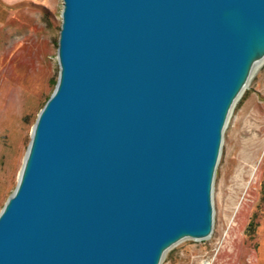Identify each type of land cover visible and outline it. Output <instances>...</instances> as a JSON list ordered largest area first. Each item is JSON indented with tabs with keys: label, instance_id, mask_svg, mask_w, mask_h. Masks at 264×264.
<instances>
[{
	"label": "water",
	"instance_id": "1",
	"mask_svg": "<svg viewBox=\"0 0 264 264\" xmlns=\"http://www.w3.org/2000/svg\"><path fill=\"white\" fill-rule=\"evenodd\" d=\"M61 17L57 84L0 211V264H161L213 233L264 0H63Z\"/></svg>",
	"mask_w": 264,
	"mask_h": 264
},
{
	"label": "rangeland",
	"instance_id": "2",
	"mask_svg": "<svg viewBox=\"0 0 264 264\" xmlns=\"http://www.w3.org/2000/svg\"><path fill=\"white\" fill-rule=\"evenodd\" d=\"M63 0H0V211L59 76ZM214 228L161 264H264V62L233 107L213 184Z\"/></svg>",
	"mask_w": 264,
	"mask_h": 264
},
{
	"label": "bare ground",
	"instance_id": "3",
	"mask_svg": "<svg viewBox=\"0 0 264 264\" xmlns=\"http://www.w3.org/2000/svg\"><path fill=\"white\" fill-rule=\"evenodd\" d=\"M263 62H264V58H263L261 61H259V62L255 65L254 71H255V69H257L259 66H261V64H263Z\"/></svg>",
	"mask_w": 264,
	"mask_h": 264
}]
</instances>
